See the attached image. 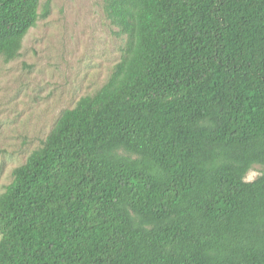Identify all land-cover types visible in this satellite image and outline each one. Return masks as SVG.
<instances>
[{"label":"trees","instance_id":"16d2710c","mask_svg":"<svg viewBox=\"0 0 264 264\" xmlns=\"http://www.w3.org/2000/svg\"><path fill=\"white\" fill-rule=\"evenodd\" d=\"M102 2L119 61L13 170L0 264H264V0ZM39 3L0 0L5 64Z\"/></svg>","mask_w":264,"mask_h":264},{"label":"rangeland","instance_id":"374dc122","mask_svg":"<svg viewBox=\"0 0 264 264\" xmlns=\"http://www.w3.org/2000/svg\"><path fill=\"white\" fill-rule=\"evenodd\" d=\"M47 3V18L29 30L20 56L8 64L0 59V194L60 114L104 84L123 45L102 0H40L39 13ZM262 172L255 165L244 180Z\"/></svg>","mask_w":264,"mask_h":264}]
</instances>
